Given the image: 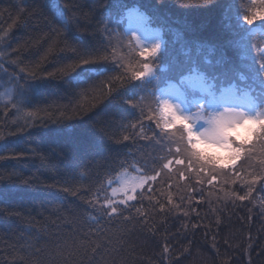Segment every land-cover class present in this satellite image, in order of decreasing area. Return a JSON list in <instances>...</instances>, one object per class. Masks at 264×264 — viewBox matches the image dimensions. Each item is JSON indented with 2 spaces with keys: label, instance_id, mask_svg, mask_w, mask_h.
<instances>
[{
  "label": "trees",
  "instance_id": "obj_1",
  "mask_svg": "<svg viewBox=\"0 0 264 264\" xmlns=\"http://www.w3.org/2000/svg\"><path fill=\"white\" fill-rule=\"evenodd\" d=\"M128 8L162 38L143 79ZM248 8L264 14V0H0V264H264L261 184L250 194L220 181L254 153L183 159L173 142L191 153L185 133L165 127L154 99L196 73L264 100V19L244 23ZM110 29L139 64L118 60ZM123 168L145 179L127 203L110 199Z\"/></svg>",
  "mask_w": 264,
  "mask_h": 264
},
{
  "label": "rangeland",
  "instance_id": "obj_2",
  "mask_svg": "<svg viewBox=\"0 0 264 264\" xmlns=\"http://www.w3.org/2000/svg\"><path fill=\"white\" fill-rule=\"evenodd\" d=\"M248 12H253L251 9H247ZM127 18H128V25L127 28L129 29V32H135L136 35L139 37V41L136 40V42L139 44V47L141 46H147L151 47L152 44H158L159 47L161 45V35L158 30L152 28L147 18L139 11L135 9H130L127 11ZM109 37L110 42L114 45V48L116 49V56L119 61L124 63H130L133 64H139V61H136L134 59L129 58L128 49L125 47L122 41L118 39V36L115 35L114 31L110 29L109 31ZM251 41L249 43L242 44L241 51H242V59L244 61H247L248 64L252 65L254 64V57L251 55ZM240 51V53H241ZM142 63V62H141ZM142 65V64H140ZM257 69H254V75H257ZM190 82V85L193 88H197L201 93H204L208 90V84L204 81V79L201 76H190L188 77ZM1 96V95H0ZM159 100L162 99L169 100L173 104L177 106V114L181 116H187L192 122V125L194 127L195 131H201L205 128H209L210 125L208 124V120L213 114L222 112L224 108H235L239 109L240 111L244 112L246 115L249 116H256L259 115L261 119H264V108L261 109L258 104H256L253 100H251L250 97H238L235 95V92L233 90H225L223 93H221V96L218 99H204L202 96H199L195 98L196 104L200 107L199 110L195 112H189L187 108V104L185 101L184 93L175 85L168 86L164 89H162L159 92ZM3 99V97L1 96ZM203 104V106H201ZM219 104V105H218ZM161 109V108H160ZM207 111H206V110ZM162 113V110H161ZM162 115H164L162 113ZM166 118L169 117L171 120V116L165 115ZM175 123V122H173ZM197 143L202 147L204 150L213 152L215 154L220 155L225 161H229L230 157H232V151L229 148L228 145L223 144L219 140L215 138H208L204 140H197ZM174 150L180 155L183 159H187L188 156L192 158L191 153L186 150L185 144L181 141L180 138H174ZM253 148V147H252ZM175 152V153H176ZM255 158H247L243 161L237 160L235 161V164H238V161L243 162L239 165V169L237 173L233 174L231 172V175H224L220 177L221 185L227 186L229 183L234 186L236 184H243L246 183V192H249L250 194H255V186H258V182L255 185H251V192L249 191L250 182L252 180V177L254 175L256 176H264V149H256V151H253ZM258 157H262L260 159H256ZM216 172L213 169V166L211 165L210 172L213 173ZM241 178L240 176H242ZM245 179V180H242ZM118 180H120L121 186L117 189V192H122L123 189L127 184H129L132 181H140L143 179L132 176L127 174L126 172L121 173L118 176ZM238 180V181H234ZM234 183H232V182ZM249 184V186H248ZM220 185V186H221ZM139 187H137L138 189Z\"/></svg>",
  "mask_w": 264,
  "mask_h": 264
},
{
  "label": "snow or ice",
  "instance_id": "obj_3",
  "mask_svg": "<svg viewBox=\"0 0 264 264\" xmlns=\"http://www.w3.org/2000/svg\"><path fill=\"white\" fill-rule=\"evenodd\" d=\"M255 3V0H253ZM264 19V14L258 12H250L241 16V19L246 24H253L257 19ZM132 38L139 41V37L135 32H132ZM160 52V48L158 44H152L151 47L142 46L139 52V56L144 58V62L138 70L132 72L133 79H143L144 77H148L153 75L155 69L153 65L148 63V60H151ZM87 61L81 60V63H86ZM264 66V64H262ZM187 78L179 80L176 86L183 87ZM203 106V104H201ZM160 108L164 115L171 116V121H166L165 127H168L169 124L175 122V124H179L180 127L184 130L185 135L187 136V141L189 145L193 144L194 140H204L208 138H215L222 142L225 145H228L232 151V157L229 159V163H234L235 159H238L241 154H245L251 156L253 154V150L251 144L255 141L260 143H264V119H261L259 115L249 116L239 109L235 108H224L222 112L213 114L208 120L209 128H205L201 131H195L192 125L191 120L187 116H181L177 114V106L170 102L169 100L162 99L160 101ZM173 124V126H175ZM127 139V137H125ZM191 154L196 156L198 159H201V156L197 152L196 148L191 149ZM203 159V158H202ZM207 163H212L213 161L204 159ZM172 161H168L163 165L165 169L169 168ZM175 163L180 165L183 164V161L179 158L175 159ZM264 163V162H262ZM191 162L189 163V167H191ZM201 171H203V167H201ZM159 175V173H157ZM239 175V173H237ZM184 178V174L181 173V179ZM151 179L155 180L156 176L151 177ZM257 182L261 184V191H264V176H256L252 177L250 182L249 191L251 192V185H255ZM209 183H212L210 180ZM143 185V181H132L125 186L123 191L126 195V200L121 201V203H127L128 201L134 200L136 197L134 195H129L128 192H135L137 187H141ZM246 196H239L240 200H245ZM169 203H171V198H169ZM108 207L111 209L112 214H116L118 212L117 207H115L111 202L108 203ZM164 210V206L161 205V211ZM187 215V213H185ZM168 251V249H165Z\"/></svg>",
  "mask_w": 264,
  "mask_h": 264
}]
</instances>
